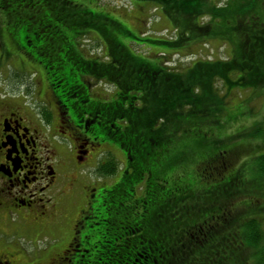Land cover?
<instances>
[{
    "label": "trees",
    "instance_id": "16d2710c",
    "mask_svg": "<svg viewBox=\"0 0 264 264\" xmlns=\"http://www.w3.org/2000/svg\"><path fill=\"white\" fill-rule=\"evenodd\" d=\"M140 1L170 13V0ZM221 1V17L207 28L202 19L173 18L171 39H153L125 29L97 0H0V65L4 58L23 64H11L8 78L17 70L38 76L40 65L67 97L84 75L106 77L114 89L107 96L112 153L103 175L119 170L114 149L124 152L126 165L107 188L100 247L83 264H264V211L256 210H264V152L255 154L254 172L247 161L240 172L234 164L248 148L233 143L235 132H217L226 123L227 94L264 91V0ZM219 35L232 44L231 57L193 60L186 68L131 46H158L166 57L191 48L194 36ZM86 39L103 55L87 54ZM245 207L248 214L236 216Z\"/></svg>",
    "mask_w": 264,
    "mask_h": 264
},
{
    "label": "flooded vegetation",
    "instance_id": "af4514ba",
    "mask_svg": "<svg viewBox=\"0 0 264 264\" xmlns=\"http://www.w3.org/2000/svg\"><path fill=\"white\" fill-rule=\"evenodd\" d=\"M35 72L37 105L0 96V264H25L21 256L48 250V264H83L99 249L98 230L107 225V78L84 75L67 97L42 66ZM64 140L71 141L82 169L98 170V181L74 180L65 190L58 165Z\"/></svg>",
    "mask_w": 264,
    "mask_h": 264
},
{
    "label": "rangeland",
    "instance_id": "374dc122",
    "mask_svg": "<svg viewBox=\"0 0 264 264\" xmlns=\"http://www.w3.org/2000/svg\"><path fill=\"white\" fill-rule=\"evenodd\" d=\"M74 1L77 4H88V0ZM97 1L99 4L98 6L103 8V10L106 11L108 15L114 16V20L122 25L125 29H128L138 35L147 33L148 37L153 39L172 37V34L168 32V29H172L173 27V18L175 21L202 19L200 20L203 23L201 26L207 28V25L212 18L221 17V7L216 6L219 3H223L221 0H170V4L166 6L170 9V11L168 10V13H170L168 16H165L164 9L158 8L157 5L151 2H142L140 0ZM245 3L246 2L243 1V3H241V5L238 7H242L245 5ZM2 15L5 14L0 9L1 20H3ZM220 36L221 35H219V37H208V41L206 39L199 41L197 40V36H194L196 41L191 46V48H185L180 51L171 50L169 51V55L166 57L160 55L163 50H161V48L158 46L141 47V45L137 43H132L131 46L135 51H138L143 55L152 58H161L165 62L172 63L171 66L169 65L172 68H179L183 64V66L186 68V66L190 65L193 60L210 61L213 63L220 60L224 61L230 58L232 44L227 42L225 45V40H221L220 38L222 37ZM84 43L86 44L85 49L87 54L100 56L103 55V49L100 50L99 46L95 45L94 41L86 39ZM12 59L13 58H4L2 64L0 65V96H9L14 103H23L29 107L30 105H37V92H35V87H38L40 90L39 78L31 77L33 76L31 75L33 73L32 70L30 73L24 72V74L17 70V74H13L8 78L7 75L12 67L11 64H14L16 68L23 66L20 60L12 61ZM11 61L13 63H11ZM29 68L28 70H30ZM106 88L107 96L111 95L114 91L113 87L107 85ZM226 94V90H224L221 96ZM226 97L227 110L224 116L225 118H223L226 120V123H224V127L218 129L217 132L218 134L221 133L225 135L235 132L236 135L232 136L233 143L240 142L242 144H237L239 147H245L248 149H245V152L239 154L237 161H234V168H237L241 172V169H244V163L247 161L250 165V169L254 172V169L257 167V158H254V156L258 151H261L260 153L264 152V147H262L263 144H260V138L258 136L260 132L264 133V91L244 89L243 91H232L230 94H227ZM237 113H239V115H235ZM256 126L258 127L254 130V127ZM261 137L264 138L262 135ZM259 145L262 146L259 148ZM58 148V155H60L61 158L58 165L60 171L62 172L65 190L70 189L71 182L74 180L75 181L72 182L73 184H75L76 181L80 182L81 184H87L94 180L98 181V178L100 177L98 170H93L92 173L88 168L82 169L81 161H79V159L76 157V153H73L71 150V141L64 140L63 145L58 146ZM98 149L99 147H97V149H92L91 155L88 157L90 164L95 162V160H93L94 157L92 156V153H96ZM114 150V158L118 160L119 165V167H117L119 170L116 174H121L126 165V158L124 156V152L121 149ZM86 161L87 160H84L83 162L87 163ZM81 170L84 171V173H81ZM89 175L93 177L91 178ZM114 177L115 179L117 178L116 175ZM114 177L107 178L108 186L114 184ZM232 190V193H235L236 197L240 195L239 192L241 190L238 189V185L234 186ZM256 210H260L259 214L263 213L264 211L262 206ZM239 214L246 216L248 214L246 207L239 208L236 211V216ZM243 218L244 216L242 219ZM46 241L48 240L39 241L37 243V248H45V245H47ZM26 246L33 247L31 245ZM51 254L52 252L48 250L41 253L39 256L31 254L28 256H21V258H23V263L25 264H48Z\"/></svg>",
    "mask_w": 264,
    "mask_h": 264
}]
</instances>
